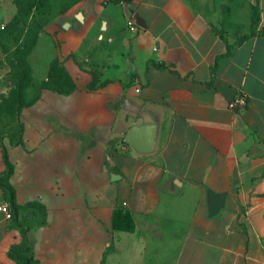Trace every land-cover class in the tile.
<instances>
[{"label": "crops", "instance_id": "crops-1", "mask_svg": "<svg viewBox=\"0 0 264 264\" xmlns=\"http://www.w3.org/2000/svg\"><path fill=\"white\" fill-rule=\"evenodd\" d=\"M110 5L122 20H94L93 74L20 111L9 183L17 206H43L46 224L8 218L0 186V264H18L14 248L39 264H264V0ZM91 9L64 24L62 57ZM17 11L0 0V32ZM240 91L249 104L235 114ZM136 126L155 130L151 153L125 143Z\"/></svg>", "mask_w": 264, "mask_h": 264}, {"label": "rangeland", "instance_id": "rangeland-1", "mask_svg": "<svg viewBox=\"0 0 264 264\" xmlns=\"http://www.w3.org/2000/svg\"><path fill=\"white\" fill-rule=\"evenodd\" d=\"M94 1L18 0L21 12L14 33L7 36L0 34V164H5L8 146L14 145L21 136L17 115L19 108L33 100L42 87L69 90L87 73L93 74L89 59L94 54L99 28L94 20L98 21L101 16L115 24H120L122 20L120 7L103 6L110 0H100L103 5H95ZM189 1L195 7L200 2ZM90 8L93 21L79 23L77 29L65 36L72 39L73 44L64 47L63 52L72 47L75 53L62 57L64 41L59 34L69 30L63 28L64 24L78 23L76 15H86ZM89 45L90 50L84 53ZM5 172L6 164L0 175ZM262 178L264 180V175ZM20 258L26 264L30 257L24 253Z\"/></svg>", "mask_w": 264, "mask_h": 264}, {"label": "trees", "instance_id": "trees-1", "mask_svg": "<svg viewBox=\"0 0 264 264\" xmlns=\"http://www.w3.org/2000/svg\"><path fill=\"white\" fill-rule=\"evenodd\" d=\"M16 5H17V14L10 20V22L8 23V25L6 27H4V29L0 32V34H4V35H12L14 33V26L17 23V21H19V15L21 12V8H20V1L18 3V0H15ZM110 2L118 4L120 3V0H110ZM255 24V22H253V25ZM256 33V29L253 27L252 31L250 34L248 35H244L241 38H239V40L236 42L235 45L240 44L242 41H244L245 39L253 36ZM261 34H264V28L261 30L260 32ZM224 37V36H223ZM158 68H164L163 65L161 64H157ZM103 85V84H102ZM91 88H93L92 86H90ZM76 88V85L73 86L71 89L69 90H62V89H57V88H52V87H42L39 91V93L36 95V97L31 100L30 102H28L25 106L19 108V110H17V115H18V122L19 125L21 126V136L19 138V140L11 146H15L18 145L21 142V138H22V134H23V127L20 123L19 120V115H20V111L22 108L29 106L31 104H33L40 96V93L43 89H53L56 91H60L62 93H69L72 90H74ZM1 109V108H0ZM5 164H6V172L3 173L2 175H0V186L1 188L4 190L5 194L7 195L8 198V204L10 207V211H11V218H14L16 215H18L20 212L23 214V220L25 222H27L28 218H26L25 215H29L30 219L32 220V224L33 225H37V226H43L46 224V213H45V209L43 208V206L39 205V204H27L26 206L23 207H19L16 205L15 203V194L14 191L12 189V186L9 183V177L12 175L13 172V168L12 165L9 163L8 160V155L6 154L5 156ZM118 211H123V208H117ZM124 219V225L122 227L123 230H127V229H131L132 224L131 221L129 220L128 217H123ZM27 253L29 255V261H27L26 264H39L37 261H35L30 254V250L26 249V250H18V249H12L10 252V256L11 258H13L14 260H16L18 262V264H25L24 260L20 258V255Z\"/></svg>", "mask_w": 264, "mask_h": 264}, {"label": "water", "instance_id": "water-1", "mask_svg": "<svg viewBox=\"0 0 264 264\" xmlns=\"http://www.w3.org/2000/svg\"><path fill=\"white\" fill-rule=\"evenodd\" d=\"M129 2L130 0H125ZM138 19L137 25L141 26L139 23V17L136 16ZM155 130L154 129H145L141 127H134L132 128L125 138V143L130 145L135 151L141 154H148L151 153L156 146L155 142ZM223 196H218L212 199V213L216 214L217 211L221 208L224 202Z\"/></svg>", "mask_w": 264, "mask_h": 264}, {"label": "built area", "instance_id": "built-area-1", "mask_svg": "<svg viewBox=\"0 0 264 264\" xmlns=\"http://www.w3.org/2000/svg\"><path fill=\"white\" fill-rule=\"evenodd\" d=\"M127 27L130 31H137V26L132 18H129L127 21ZM155 50H157L155 48ZM249 104V96L247 93L240 91L239 93L236 94V96L229 102L228 108L231 112L235 114H240L243 112ZM1 211L6 214L8 218H11V211L9 204H5L2 208Z\"/></svg>", "mask_w": 264, "mask_h": 264}]
</instances>
